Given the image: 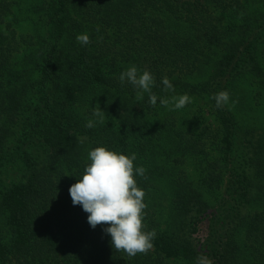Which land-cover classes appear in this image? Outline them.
Returning <instances> with one entry per match:
<instances>
[{"label": "trees", "instance_id": "16d2710c", "mask_svg": "<svg viewBox=\"0 0 264 264\" xmlns=\"http://www.w3.org/2000/svg\"><path fill=\"white\" fill-rule=\"evenodd\" d=\"M131 66L154 77L155 106L120 82ZM97 147L136 156L147 254L115 250L72 203ZM200 256L264 264V0H0V264Z\"/></svg>", "mask_w": 264, "mask_h": 264}, {"label": "clouds", "instance_id": "9594fccd", "mask_svg": "<svg viewBox=\"0 0 264 264\" xmlns=\"http://www.w3.org/2000/svg\"><path fill=\"white\" fill-rule=\"evenodd\" d=\"M99 31V29H97ZM77 41L82 45L90 43L89 37L78 35ZM120 82L125 81L137 89V100L143 99V94H149V103L156 105L158 97L151 89L155 84L154 77L148 71L138 74L135 66L129 67L120 74ZM165 91H174L173 85L167 77L162 80ZM216 107L221 108L229 102V93L221 91L212 97ZM191 102V98L184 94L173 96L171 99L162 98V106L174 105V109H181ZM236 101H233V105ZM93 116L103 122L105 112L100 107L93 108ZM87 128H93L94 122L89 120ZM90 163L86 166L81 179L69 188L73 205H80L88 214L87 222L95 229L98 225H110L103 229L111 236V245L117 251H124L129 257L138 253L147 254L153 247L155 231H142V213L146 208L143 202L145 192L137 187L134 179V164L136 156L128 157L109 151L104 147H97L88 153ZM135 173L144 177L145 169L139 167ZM197 264H211L204 256L197 258Z\"/></svg>", "mask_w": 264, "mask_h": 264}]
</instances>
